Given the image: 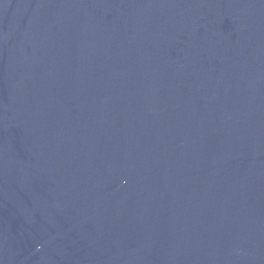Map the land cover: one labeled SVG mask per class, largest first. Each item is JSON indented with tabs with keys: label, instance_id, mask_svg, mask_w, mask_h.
I'll use <instances>...</instances> for the list:
<instances>
[{
	"label": "water",
	"instance_id": "95a60500",
	"mask_svg": "<svg viewBox=\"0 0 264 264\" xmlns=\"http://www.w3.org/2000/svg\"><path fill=\"white\" fill-rule=\"evenodd\" d=\"M0 264H264V0H0Z\"/></svg>",
	"mask_w": 264,
	"mask_h": 264
}]
</instances>
